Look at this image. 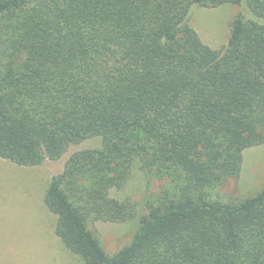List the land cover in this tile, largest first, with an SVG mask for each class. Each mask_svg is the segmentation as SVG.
<instances>
[{
	"label": "trees",
	"instance_id": "16d2710c",
	"mask_svg": "<svg viewBox=\"0 0 264 264\" xmlns=\"http://www.w3.org/2000/svg\"><path fill=\"white\" fill-rule=\"evenodd\" d=\"M224 3L239 11L213 49L190 17ZM94 136L43 196L82 264H264V188L215 193L264 144V0H0V158L35 166ZM134 167L162 183L109 255L89 223L135 216L110 196Z\"/></svg>",
	"mask_w": 264,
	"mask_h": 264
},
{
	"label": "rangeland",
	"instance_id": "374dc122",
	"mask_svg": "<svg viewBox=\"0 0 264 264\" xmlns=\"http://www.w3.org/2000/svg\"><path fill=\"white\" fill-rule=\"evenodd\" d=\"M238 11L239 7L229 3L197 6L192 9L190 24L205 44L218 49L226 43L229 24ZM99 147V137L86 138L70 145L59 158L44 159L35 166H20L0 158V264H82L55 235L56 216L46 208L43 196L50 177L62 170L72 152ZM161 183L134 167L122 188L110 190V196L134 203L136 214L123 222L89 223L106 254L114 253L131 240L144 212V198L156 192ZM262 188L264 144L244 149L239 175L229 178L215 193L221 201L236 202Z\"/></svg>",
	"mask_w": 264,
	"mask_h": 264
}]
</instances>
